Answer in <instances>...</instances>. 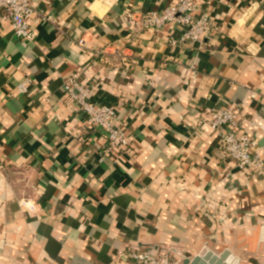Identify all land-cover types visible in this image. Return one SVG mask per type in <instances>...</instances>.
<instances>
[{"label": "crops", "instance_id": "1", "mask_svg": "<svg viewBox=\"0 0 264 264\" xmlns=\"http://www.w3.org/2000/svg\"><path fill=\"white\" fill-rule=\"evenodd\" d=\"M176 1L34 0L31 41L0 20V264H264V169L224 157L205 121L233 109L264 159V0H196L217 27L202 49L172 46L171 25L135 31ZM77 72L128 147L105 153L64 94Z\"/></svg>", "mask_w": 264, "mask_h": 264}, {"label": "built area", "instance_id": "2", "mask_svg": "<svg viewBox=\"0 0 264 264\" xmlns=\"http://www.w3.org/2000/svg\"><path fill=\"white\" fill-rule=\"evenodd\" d=\"M34 7V0H0V20L9 19L12 23L14 34L21 40L31 41L34 38L32 19L36 23L47 19L39 18ZM136 22L135 31L143 32L146 29H161L166 25L174 26L181 33L171 36L169 43L172 46L194 45L202 49L205 40L216 30L215 23L207 13H199L196 0H177L163 11H149L132 15ZM101 61H104V50L96 51ZM196 71L191 73L192 81L196 78ZM26 84L19 86V91H27ZM63 91L79 111L85 115L92 130L102 131L106 137L105 153L116 149H123L130 145L127 133L116 126L118 110L114 106L97 103L91 98V89L81 83L80 74L77 72L66 78L63 82ZM208 126L219 133V151L224 157L233 161L241 169L261 171L264 169V159L254 157L259 148V142L251 135L238 130V115L231 108H216L205 113ZM130 257L136 264H184L183 256L167 253L157 257L145 251H131Z\"/></svg>", "mask_w": 264, "mask_h": 264}, {"label": "water", "instance_id": "3", "mask_svg": "<svg viewBox=\"0 0 264 264\" xmlns=\"http://www.w3.org/2000/svg\"><path fill=\"white\" fill-rule=\"evenodd\" d=\"M224 258H226V255L224 256ZM190 262H192V261H186L184 264H189ZM199 263H201L200 262V259H195L193 262H192V264H199Z\"/></svg>", "mask_w": 264, "mask_h": 264}]
</instances>
